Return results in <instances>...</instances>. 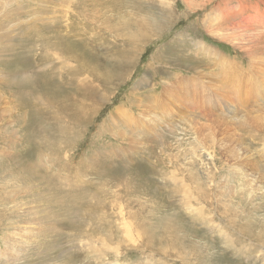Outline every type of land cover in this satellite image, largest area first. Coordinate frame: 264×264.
<instances>
[{"label": "rangeland", "instance_id": "374dc122", "mask_svg": "<svg viewBox=\"0 0 264 264\" xmlns=\"http://www.w3.org/2000/svg\"><path fill=\"white\" fill-rule=\"evenodd\" d=\"M263 106L264 0H0V264H264Z\"/></svg>", "mask_w": 264, "mask_h": 264}, {"label": "bare ground", "instance_id": "6f19581e", "mask_svg": "<svg viewBox=\"0 0 264 264\" xmlns=\"http://www.w3.org/2000/svg\"><path fill=\"white\" fill-rule=\"evenodd\" d=\"M227 4V3H226ZM227 9V8H226ZM230 10V9H229ZM224 11H226V10H224ZM239 11V10H238ZM233 12V11H232ZM240 12V11H239ZM214 14H215V12H213ZM224 13V12H223ZM235 13H238V12H235ZM235 13H233V14H235ZM213 14V15H214ZM212 15V14H211ZM221 15L222 14H220V15H218V16H212L210 19L213 21V23H217L216 21L218 20V19H220V18H222L223 17V15H222V17H221ZM229 15H231V14H229ZM228 14H227V16H229ZM226 16V18H228ZM237 16H239V15H237ZM225 17V16H224ZM232 18L233 16L231 15V16H229V18ZM236 17V16H235ZM258 19V18H257ZM233 20V19H232ZM207 21H209V20H207ZM222 21H223V19H222ZM228 21V20H227ZM257 21V20H256ZM224 22H226V21H224ZM243 22V21H242ZM223 24V23H222ZM225 24V23H224ZM209 25H211V24H209ZM236 25V24H235ZM248 34V33H247ZM253 44V43H252ZM251 44V45H252ZM213 54H214V52H213ZM220 62V61H219ZM219 66H221V65H219ZM258 90V89H257ZM257 94V93H256ZM263 108H264V106H263ZM262 109V108H261ZM259 110V109H258ZM224 112V111H223ZM186 196V195H185ZM199 208H201V207H199ZM202 210V209H201ZM122 228H126V230H125V236H126V238L127 239H133V238H135V237H138L139 235H135L133 232H132V230L131 229H133L134 227H133V225L132 224H129L128 222H124L123 223V226H122ZM131 228V229H130ZM144 234V233H143Z\"/></svg>", "mask_w": 264, "mask_h": 264}]
</instances>
